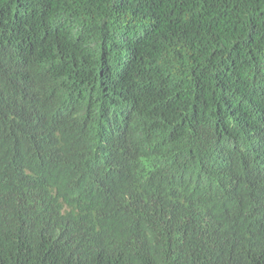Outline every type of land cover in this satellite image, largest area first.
Instances as JSON below:
<instances>
[{
  "label": "trees",
  "instance_id": "obj_1",
  "mask_svg": "<svg viewBox=\"0 0 264 264\" xmlns=\"http://www.w3.org/2000/svg\"><path fill=\"white\" fill-rule=\"evenodd\" d=\"M0 264H264V0H0Z\"/></svg>",
  "mask_w": 264,
  "mask_h": 264
}]
</instances>
